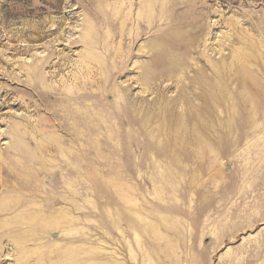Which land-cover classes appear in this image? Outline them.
<instances>
[{"label":"rangeland","instance_id":"1","mask_svg":"<svg viewBox=\"0 0 264 264\" xmlns=\"http://www.w3.org/2000/svg\"><path fill=\"white\" fill-rule=\"evenodd\" d=\"M167 2L0 0V264H264V0Z\"/></svg>","mask_w":264,"mask_h":264},{"label":"bare ground","instance_id":"2","mask_svg":"<svg viewBox=\"0 0 264 264\" xmlns=\"http://www.w3.org/2000/svg\"><path fill=\"white\" fill-rule=\"evenodd\" d=\"M162 0H153V1H151L150 0V3H152V6L153 7H150V11L152 10V8L154 9V11H157V12H159V13H161V12H163V13H165L166 12V10H165V8H167L166 6V3H168L167 2V0H163V2H161ZM164 1H166V3L164 2ZM120 2V1H119ZM126 2V1H125ZM131 5V4H130ZM148 15H150L149 17H147L146 19H142V20H140V19H134L133 20V25L135 24V25H137V26H139V27H141V26H143V27H149L151 24H152V22H153V20H155V18H153V12H152V14H148ZM126 20H124L123 22H122V24H126V22H125ZM142 34L141 33H138L137 34V36H141ZM154 48H156L155 46H154ZM142 67H144V66H142ZM141 69H143V68H141ZM18 142V141H17ZM18 144V143H17ZM25 147H26V145H25ZM15 149V148H14ZM28 149V148H27ZM18 150H19V148H18ZM21 151V150H20ZM19 151V152H20ZM22 151H25V150H23V148H22ZM26 152V151H25ZM29 153H30V150H29ZM23 154V153H22ZM29 155V154H28ZM23 156H24V154H23ZM22 156V157H23ZM31 158V157H30ZM35 158V157H34ZM23 160H24V158H23ZM28 160V159H27ZM29 160H31V159H29ZM24 166V165H23ZM15 169H16V166H15ZM37 169V168H36ZM19 171V170H18ZM17 171V172H18ZM27 179H30V178H27ZM29 181V180H28ZM31 181V180H30ZM6 183V182H5ZM17 183V182H16ZM18 184V183H17ZM30 184H32V183H30ZM34 184V183H33ZM23 185V184H22ZM1 186V185H0ZM8 193V192H7ZM9 194V193H8ZM12 195V194H11ZM9 196V195H8ZM12 197H13V195H12ZM11 197V198H12ZM5 198H7V197H5ZM23 199H24V197H23ZM23 199H21V200H23ZM7 200H8V198H7ZM11 203H14V205H18V204H20L19 203V200H14L13 198L11 199ZM28 206V205H27ZM36 206V205H35ZM11 208V207H10ZM32 235V234H31ZM33 242H35V241H33ZM127 244V243H126ZM128 247V246H127ZM130 249V248H129ZM34 250V252H36V249H33ZM129 252H130V254L132 253L131 252V250H129ZM133 258L135 259L136 257H134L133 256Z\"/></svg>","mask_w":264,"mask_h":264}]
</instances>
